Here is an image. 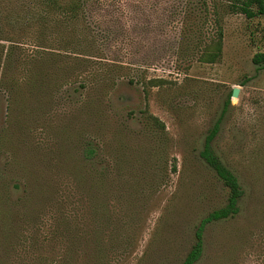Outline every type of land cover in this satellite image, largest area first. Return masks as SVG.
<instances>
[{"label": "rangeland", "instance_id": "obj_1", "mask_svg": "<svg viewBox=\"0 0 264 264\" xmlns=\"http://www.w3.org/2000/svg\"><path fill=\"white\" fill-rule=\"evenodd\" d=\"M245 0H0V264H264V16ZM237 89L238 96L233 92Z\"/></svg>", "mask_w": 264, "mask_h": 264}, {"label": "trees", "instance_id": "obj_2", "mask_svg": "<svg viewBox=\"0 0 264 264\" xmlns=\"http://www.w3.org/2000/svg\"><path fill=\"white\" fill-rule=\"evenodd\" d=\"M239 11L246 16L247 19H254L264 16V0H245L239 7ZM256 64L264 63V53L256 55L254 58ZM219 130V124L212 130V133L206 140L205 150L202 157L208 165L216 172L219 179L229 189L228 205L220 210L215 211L209 217L204 219L197 231V242L192 248L191 252L183 262V264H196L203 256L204 242L203 235L206 226L212 222L227 219L235 216L239 212V202L244 195L243 189L240 185L239 179L233 172H231L215 155L212 149V142L214 141Z\"/></svg>", "mask_w": 264, "mask_h": 264}, {"label": "water", "instance_id": "obj_3", "mask_svg": "<svg viewBox=\"0 0 264 264\" xmlns=\"http://www.w3.org/2000/svg\"><path fill=\"white\" fill-rule=\"evenodd\" d=\"M233 96H234V97H237V96H238V91H237V89L234 90V92H233Z\"/></svg>", "mask_w": 264, "mask_h": 264}]
</instances>
